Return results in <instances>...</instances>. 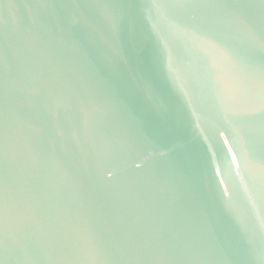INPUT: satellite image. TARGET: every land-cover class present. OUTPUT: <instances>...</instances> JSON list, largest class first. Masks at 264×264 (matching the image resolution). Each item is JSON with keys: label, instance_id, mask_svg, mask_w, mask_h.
<instances>
[{"label": "water", "instance_id": "1", "mask_svg": "<svg viewBox=\"0 0 264 264\" xmlns=\"http://www.w3.org/2000/svg\"><path fill=\"white\" fill-rule=\"evenodd\" d=\"M0 264H264V0H0Z\"/></svg>", "mask_w": 264, "mask_h": 264}]
</instances>
